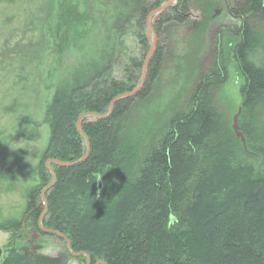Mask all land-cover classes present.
<instances>
[{
	"label": "trees",
	"instance_id": "obj_1",
	"mask_svg": "<svg viewBox=\"0 0 264 264\" xmlns=\"http://www.w3.org/2000/svg\"><path fill=\"white\" fill-rule=\"evenodd\" d=\"M162 1L84 0L82 11L76 0H60L56 20L64 27L66 51L88 23L99 42L95 55L76 62L55 88L39 164L42 184L22 206L12 197L18 176L40 154L31 153L32 143L41 140L33 118L36 63L54 35L55 8L52 0H0V215L10 213L0 220V231H19L54 178L43 226L67 237L72 252L92 263L264 264V0L230 1L232 22L219 27L211 61L202 69L208 23L192 29L173 65L189 88L140 120L168 60H176L165 29L190 24L186 17L194 5L177 0L153 25L158 41L142 85L151 48L147 21ZM226 35L236 40L233 56L244 79L239 131L245 143L218 103L229 80ZM138 88L110 113L115 99ZM84 115L103 117L82 122L88 144L78 130ZM54 160L78 164L51 163V172L46 164ZM11 248L2 264H34ZM36 264L70 261L64 254L42 255Z\"/></svg>",
	"mask_w": 264,
	"mask_h": 264
},
{
	"label": "rangeland",
	"instance_id": "obj_2",
	"mask_svg": "<svg viewBox=\"0 0 264 264\" xmlns=\"http://www.w3.org/2000/svg\"><path fill=\"white\" fill-rule=\"evenodd\" d=\"M52 1L56 15L54 13L52 14V20L50 19V28L54 35L51 38L48 49H46L43 54L41 53L40 59L36 63L40 78L38 80L39 92L33 110V118L40 125L41 140L39 142L32 143L31 147L33 150H31V153H36V151H38L40 154L31 160L32 163L29 169L18 176L16 187L17 195L12 197L14 202L17 203L18 201L22 206H25L26 204L25 197L29 191L42 184L39 164L42 157V150H44L47 146L49 140L50 123L47 115V107L51 101L55 88L60 79L70 72L72 66H74L76 62L88 59L89 57H93L95 55L96 42H99L92 24L88 23L87 25L81 27V29L79 28V35H81V37L77 39L76 46L73 49L66 51L63 47L61 37V32H63L64 27L59 25L58 19L56 20L57 13L60 11V0ZM230 1L231 0H194V5L190 6L191 11L186 17L187 20L189 19L188 22L190 24H187L184 28L174 25L165 29L164 33L170 38L171 46L176 49L173 52V54H175L174 60H176L174 62L168 60L169 67L166 71H164L163 77L158 81L154 99L151 100L149 107L141 111L140 120L146 119L147 115H150L151 119L155 113L160 112L165 106L174 102L178 96L181 97L183 91L185 93L187 88H189V86H185L184 81L187 76L182 73V70L179 74L173 65L177 66L179 47H183V43H185L186 38L191 34L192 29L200 26L199 28L202 30L205 23H208L205 31V37L209 46L207 47L208 52L204 55V59H202L200 68L202 69L206 63L208 64L211 61V53L214 50V44L219 27L226 25L230 26L231 24V17L230 14H228ZM76 2L80 4L82 11L87 8L84 4V0H76ZM175 2L177 1L163 0L162 6L158 9L160 11L163 8L164 10L162 13H160L159 16L157 13H152L150 15V25L148 26L151 27L149 28L150 32L148 36L151 46L150 52L152 49L155 50L158 41L153 21L156 22L164 12L170 10L176 4ZM151 29L153 32H151ZM89 30L91 32H89ZM235 42L236 40H232L227 35L222 39L224 61L229 72V80L227 84L224 85L218 96L219 106L222 112L229 118L233 127L235 124L234 119L237 116L242 104L241 89L244 85V79L233 56ZM127 45H132L131 38H127ZM49 162H47L46 165L51 172H53L51 165H48ZM54 183L55 179L53 178V182L49 184V186L52 187ZM8 212L3 216L0 215V220L7 218L10 215ZM64 237V235L62 237L59 235H45L43 238L45 248L42 251L41 256L43 255L55 258L64 254L68 255L70 264H105L103 261L92 263L90 257H83L82 254L73 253L68 238ZM11 241V233L0 231V264H2L4 259H6L9 255L8 252L9 246H11Z\"/></svg>",
	"mask_w": 264,
	"mask_h": 264
},
{
	"label": "flooded vegetation",
	"instance_id": "obj_3",
	"mask_svg": "<svg viewBox=\"0 0 264 264\" xmlns=\"http://www.w3.org/2000/svg\"><path fill=\"white\" fill-rule=\"evenodd\" d=\"M177 1V0H176ZM177 4V2H175ZM176 4L171 8H175ZM232 22V21H231ZM155 24V22H154ZM228 26V25H227ZM44 195V196H43ZM46 191L41 193V197L37 199L35 206L31 209L29 214H27L26 218L23 221L21 229L17 232H14L11 234L12 241H11V246L13 249L17 248V251L20 253L29 254V253H35L36 254V259L41 256L42 251L45 248V244L43 242V238L45 235H55V234H50L45 232L43 229L56 232L54 230L47 229L43 226V219L46 214ZM35 212H40L37 218V225H35V220L36 218H32L31 216ZM34 220L33 223L29 222L28 225V220L31 219ZM58 233V232H57ZM41 247V248H40ZM11 248V249H12ZM32 258V257H31Z\"/></svg>",
	"mask_w": 264,
	"mask_h": 264
},
{
	"label": "water",
	"instance_id": "obj_4",
	"mask_svg": "<svg viewBox=\"0 0 264 264\" xmlns=\"http://www.w3.org/2000/svg\"><path fill=\"white\" fill-rule=\"evenodd\" d=\"M164 9L162 8L160 11H159V14H158V16L160 15V13H162V11H163ZM151 17V16H150ZM149 17V19H148V26L150 25V18ZM149 28H151V27H149ZM152 30V29H151ZM149 35V34H148ZM153 52H154V50L152 49L151 50V52H150V54H149V56H148V58H147V61H146V64H145V68H144V73H143V79H142V85H143V83H144V79H145V77H146V73H147V69H148V64H149V61H150V58H151V56H152V54H153ZM139 90H140V88H138L137 90H135V91H133L132 93H129V94H126V95H123V96H121V97H119V98H117V99H115L114 100V102L112 103V105H111V110H110V113L112 112V109H113V106L115 105V103H117L118 101H121V100H124V99H126V98H130V97H133V96H135L138 92H139ZM241 113H242V108H240L239 109V112H238V114H237V116L235 117V119H234V127H233V129H234V131H235V133H236V135H237V137L238 138H240L241 140H242V142L243 143H245V139H244V137L242 136V134L240 133V131H239V126H238V119H239V117H240V115H241ZM89 119L90 121H94V120H97V119H102L103 117H101V116H98V115H84V116H82L81 118H80V120H79V122H78V130H79V132H80V134L83 136V138L86 140V142H87V144H88V141H87V139H86V137H85V135H84V133H83V131H82V129H81V125H82V122L84 121V119ZM50 163H54V164H56V165H58V166H60V167H73V166H75L76 164H78L77 162L76 163H62V162H60V161H56V160H54V161H51V162H49L48 163V165H50ZM45 192V191H44ZM44 196V195H43ZM23 226H25V224L23 225ZM45 232H47V233H50V234H55V235H59V236H63V235H61V234H59V233H57V232H52V231H48V230H45V229H43ZM65 238V237H64ZM41 248V247H40ZM25 256L26 257H32V259H33V262H34V264H36V254L35 253H27V254H25Z\"/></svg>",
	"mask_w": 264,
	"mask_h": 264
},
{
	"label": "bare ground",
	"instance_id": "obj_5",
	"mask_svg": "<svg viewBox=\"0 0 264 264\" xmlns=\"http://www.w3.org/2000/svg\"><path fill=\"white\" fill-rule=\"evenodd\" d=\"M154 13H157V14H159V10H156ZM148 19H149V18H148ZM156 20H157V19H156ZM154 22H155V21H153V23H154ZM148 36H149V35H148ZM52 186H53V185H52ZM48 187H50V186H48ZM48 187H47V188H48ZM47 188H45V189H44V191H46V190H47ZM48 189H49V188H48Z\"/></svg>",
	"mask_w": 264,
	"mask_h": 264
}]
</instances>
